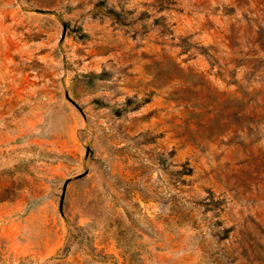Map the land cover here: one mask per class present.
I'll return each mask as SVG.
<instances>
[{
  "label": "rangeland",
  "instance_id": "1",
  "mask_svg": "<svg viewBox=\"0 0 264 264\" xmlns=\"http://www.w3.org/2000/svg\"><path fill=\"white\" fill-rule=\"evenodd\" d=\"M0 264H264V0H0Z\"/></svg>",
  "mask_w": 264,
  "mask_h": 264
},
{
  "label": "trees",
  "instance_id": "2",
  "mask_svg": "<svg viewBox=\"0 0 264 264\" xmlns=\"http://www.w3.org/2000/svg\"><path fill=\"white\" fill-rule=\"evenodd\" d=\"M111 13H112V15H113L114 17H118V15H119L117 12L112 11V10H111Z\"/></svg>",
  "mask_w": 264,
  "mask_h": 264
}]
</instances>
